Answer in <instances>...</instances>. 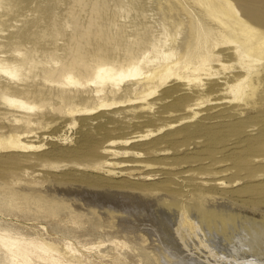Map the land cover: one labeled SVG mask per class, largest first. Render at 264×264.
<instances>
[{"label":"rangeland","instance_id":"obj_1","mask_svg":"<svg viewBox=\"0 0 264 264\" xmlns=\"http://www.w3.org/2000/svg\"><path fill=\"white\" fill-rule=\"evenodd\" d=\"M0 1V63L22 64L18 78L0 72V138L33 146L0 153V226L25 235L39 228L93 261L116 239L119 264L128 256L136 264H264V46L245 29L264 36V0H229L235 16L224 0ZM152 45L174 60L153 90L157 75L124 79L116 93L106 82L98 93L83 71L128 63ZM59 65L84 77L65 88L72 101L48 81L45 70ZM4 96L35 109L26 114ZM109 161L119 163L112 173ZM91 242L103 244L90 250Z\"/></svg>","mask_w":264,"mask_h":264},{"label":"bare ground","instance_id":"obj_2","mask_svg":"<svg viewBox=\"0 0 264 264\" xmlns=\"http://www.w3.org/2000/svg\"><path fill=\"white\" fill-rule=\"evenodd\" d=\"M4 1V0H3ZM8 1V0H7ZM226 2L227 5H229V9L232 10L233 14L235 11V8L233 6H230V1L229 0H224ZM4 4L2 1H0V4ZM6 4L9 5L8 2H5ZM7 5V6H8ZM11 5V4H10ZM6 6V7H7ZM1 8L3 7V5L0 6ZM4 8V7H3ZM3 10V9H2ZM10 11V10H9ZM8 11V12H9ZM5 12V11H4ZM6 13V12H5ZM3 13V14H5ZM5 16V15H4ZM7 16V15H6ZM235 16V14H234ZM0 17H1V13H0ZM3 17V16H2ZM1 19V18H0ZM13 20V19H12ZM238 20L240 21H244V19L242 17H238ZM74 26V25H73ZM245 29H248L249 32L256 38V40H258L259 45L264 46V36L260 33L259 29L257 28H250V27H245ZM3 32V31H2ZM171 36H169V34L166 37V41H170ZM207 39V38H206ZM76 42V41H75ZM3 49V48H2ZM2 52V51H1ZM1 54V53H0ZM170 53L169 52H165L163 50H161L160 48H156L155 45H152V47L150 49H147L146 51H144L140 56H138V58H136L135 60L130 59L128 63H121V64H115L114 62L112 63H97L93 66L88 65V64H84L83 66V71L85 70L86 72H88V75L90 76L91 81L95 82L97 85V89H95L96 92H103L104 89V84L110 83V89H109V93H116L118 89L119 84L124 80V79H131L133 81H135L134 83H141L145 80H149L151 78H153L154 76H158L159 80L156 81L155 83H151V85L149 86L148 90H153L154 87L156 86V84L158 85V83H163L165 82V80L169 77H171L172 73H171V64L173 63L174 60H172L169 57ZM71 58V57H70ZM262 57H258V59L256 60H260ZM20 59V58H19ZM33 60V59H32ZM74 60V58H73ZM72 61V60H71ZM96 61V60H95ZM32 62V61H31ZM103 62V61H102ZM47 63V62H46ZM62 63V61H61ZM73 63V62H72ZM53 64L54 61H53ZM75 64V63H74ZM22 65V64H21ZM21 65H12V64H8V63H0V72L6 74L7 76H10L11 78H18V67ZM28 65V64H27ZM32 65V63L30 64ZM72 65V64H71ZM68 66V65H67ZM30 68V67H29ZM147 69H151V71L148 73ZM27 71V69H25ZM195 70V69H194ZM193 70V71H194ZM46 73H48L49 75H51V78H48V81L53 80V82L57 83V86L60 88L61 93L59 94L60 98L62 101H72V99H74L76 97L75 94H70L69 91H67V89L65 90V88H67V86L70 85H81L84 84V82H82L83 80V75L79 72V75L81 77V80L79 81L78 79L75 78V73L72 70V66L71 68H65L63 65H59V67L53 69H48L45 70ZM21 72V71H20ZM28 72V71H27ZM26 73V72H25ZM47 75V74H44ZM174 76H178L179 79L183 78L182 74H178L175 73ZM26 78V77H25ZM182 80V79H181ZM84 81V80H83ZM50 83V82H49ZM51 84V83H50ZM95 85V86H96ZM106 85V84H105ZM76 87V86H75ZM2 89V88H1ZM124 90L128 93H133L137 91V88L132 87L131 85H128L124 88ZM49 92H51L49 90ZM94 92V91H93ZM97 93V94H98ZM50 94V93H49ZM47 96V95H46ZM89 97V96H88ZM4 100L6 102H8L10 105L14 106V108H17L18 110H21L22 112H26V114L33 112V110L35 109V105L33 104H27L24 101H22L21 99H16L14 97H10V96H4L3 97ZM30 103V102H29ZM9 105V106H10ZM102 105H105L102 103ZM8 106V107H9ZM11 107V106H10ZM228 113V112H227ZM143 115V114H142ZM12 118H14L12 116ZM28 118V117H27ZM16 119V121L18 120L16 117L14 118ZM13 119V121H14ZM221 119V118H220ZM235 119V118H234ZM37 120V119H35ZM238 120V119H237ZM19 121V120H18ZM17 121V122H18ZM28 121V120H27ZM239 121V120H238ZM15 122V121H14ZM16 123V122H15ZM214 123V122H213ZM218 123V122H217ZM250 123V122H248ZM225 125V123H223ZM245 126V125H244ZM243 126V127H244ZM224 127V126H223ZM217 130V129H216ZM226 130V129H225ZM238 131V130H237ZM204 132V131H203ZM220 132V130H219ZM202 134V133H201ZM204 134V133H203ZM232 134V133H231ZM238 134V133H237ZM241 133H239L240 135ZM174 135V134H173ZM235 135V132H234ZM204 136V135H203ZM208 136V135H207ZM226 136V135H225ZM230 136V135H229ZM167 137V136H166ZM259 137V136H258ZM252 138V137H251ZM175 139V137H174ZM238 139V138H237ZM210 140V138H209ZM208 140V141H209ZM164 141V140H163ZM173 141V140H172ZM233 141V140H232ZM242 140H234L232 143L235 144L233 146H236V144H238L239 142H241ZM248 141H250V143L253 141H251L250 139H248ZM116 142H118V140H112L111 144H115ZM207 142V141H205ZM210 142V141H209ZM162 143V142H161ZM186 144V143H185ZM200 144V143H199ZM207 144V143H206ZM210 144V143H209ZM214 144V143H213ZM172 146V145H170ZM198 146V145H197ZM196 146V147H197ZM208 146V144L206 145V147ZM216 146V145H213ZM233 146H231L232 148H234ZM164 147V146H163ZM195 147V148H196ZM204 147V145H203ZM205 147V148H206ZM231 147H229L231 149ZM184 148V147H183ZM186 148V147H185ZM217 148V147H216ZM30 149H33L32 145H25L22 142H20L19 140V136H15V137H11L8 140H3L0 138V153L1 152H7V151H17V152H29ZM191 149V148H190ZM110 151H116L113 149H109ZM186 150V149H185ZM185 150H183L184 152H186ZM120 151V150H119ZM124 151V150H123ZM137 151V150H136ZM197 152H199L198 150H195ZM122 152V151H120ZM119 152V153H120ZM180 152V151H179ZM217 153L219 151H216ZM227 152V151H226ZM140 153V152H139ZM138 153V155H139ZM177 153V152H176ZM188 153V152H187ZM194 153V151H193ZM200 153V152H199ZM198 153V154H199ZM221 153V151H220ZM167 154V153H166ZM225 154V153H224ZM202 155V154H201ZM137 156V155H136ZM238 157V155H237ZM23 158V157H22ZM21 158V161L23 160ZM222 158V157H221ZM12 159V158H11ZM10 159V160H11ZM199 159V158H198ZM249 159H251L249 157ZM254 159V158H253ZM19 160V159H16ZM14 160V162L16 161ZM172 160V159H171ZM200 160V159H199ZM218 160V159H217ZM216 160V161H217ZM173 162H175L176 160H172ZM183 161V160H182ZM181 161V162H182ZM198 161V160H197ZM211 161V160H210ZM225 161V160H224ZM6 162V161H5ZM18 162V161H17ZM15 162V163H17ZM170 162V161H169ZM186 162V161H185ZM191 162V161H190ZM12 163V162H10ZM82 163V162H81ZM126 163V162H125ZM130 163V162H128ZM168 163V162H167ZM200 163V162H199ZM206 163V162H204ZM203 163V164H204ZM18 164V163H17ZM201 164V163H200ZM211 166L210 163H206L207 166L209 165ZM28 165V164H27ZM90 165V164H89ZM97 167V164H91L92 166ZM141 165V164H140ZM151 165V164H150ZM223 164H221L222 166ZM82 166V165H80ZM109 166L107 169L108 173H112L113 170L111 169V166H119V163L116 161H109ZM144 166H147L146 164ZM149 166V165H148ZM219 166V165H218ZM188 167V166H187ZM224 167V166H223ZM223 167H222V171H223ZM95 168V167H92ZM211 168V167H210ZM209 168V170H210ZM24 169V168H23ZM221 169V168H220ZM164 170V169H163ZM168 170V169H167ZM185 170V169H184ZM191 170V168H190ZM172 171V170H171ZM175 171V170H174ZM229 172V171H228ZM34 173V172H33ZM164 173V172H163ZM162 174V173H161ZM218 174V173H217ZM227 174V173H225ZM35 175V174H33ZM168 175V174H167ZM166 175V176H167ZM186 176V175H185ZM184 176V177H185ZM190 176V175H189ZM192 176V175H191ZM164 177V176H163ZM170 179L172 177L168 176ZM168 178V179H169ZM152 179V178H151ZM165 179L167 180V178L165 177ZM191 179V178H190ZM175 181V180H174ZM184 181V180H183ZM188 181V180H187ZM168 182V181H166ZM165 182V183H166ZM196 182V181H195ZM169 183V182H168ZM182 184V183H181ZM167 185V183H166ZM209 186V185H207ZM198 187V186H197ZM172 189V188H171ZM185 189V188H183ZM188 189V188H187ZM195 189V188H194ZM190 191V190H189ZM14 194V193H13ZM26 194V193H25ZM201 195V194H200ZM237 195V194H236ZM240 195V193H239ZM22 196V195H20ZM27 196V195H26ZM25 196V197H26ZM218 196V195H217ZM234 196V195H233ZM220 196H218L219 198ZM237 197V196H236ZM242 197V196H241ZM30 198V197H29ZM201 198V197H200ZM199 198V199H200ZM205 198V197H204ZM203 198V199H204ZM207 198V197H206ZM240 198V197H239ZM27 199V198H26ZM211 199V198H210ZM208 199V201L210 200ZM220 199V198H219ZM24 200V199H23ZM194 200V199H193ZM196 200V199H195ZM201 200V199H200ZM215 200V199H214ZM222 200V199H221ZM239 200V199H238ZM241 200V198H240ZM239 200V201H240ZM244 200V199H243ZM1 201V200H0ZM10 201V200H9ZM14 201V200H13ZM19 201V200H18ZM17 201V202H18ZM28 201V200H27ZM207 201V203H209ZM217 201V200H216ZM5 202V201H4ZM8 202V201H7ZM6 202V204H8ZM15 202V201H14ZM13 204L16 206L17 202ZM20 202V201H19ZM194 202V201H193ZM201 202V201H200ZM198 202V203H200ZM219 202V200H218ZM242 202V201H241ZM247 202V201H246ZM204 203V202H203ZM211 204V202H210ZM244 204V203H243ZM12 205V202L11 204ZM203 205V204H202ZM201 205V207H202ZM193 208V205H191ZM43 208V207H42ZM200 207L198 206V209ZM50 209V208H49ZM197 209V210H198ZM201 209V208H200ZM199 209V210H200ZM203 209V208H202ZM43 210V209H42ZM45 210V209H44ZM47 210V209H46ZM209 210V212H211V208L207 209ZM211 210V211H210ZM215 210V209H213ZM41 211V208H40ZM183 210H181L182 212ZM193 211V210H192ZM203 210H200L199 212H202ZM52 212V211H50ZM215 212V211H214ZM217 212V210H216ZM215 212V213H216ZM54 213V212H52ZM195 213V212H193ZM204 213V212H203ZM206 213V212H205ZM213 213V211H212ZM213 213V214H215ZM183 214V213H182ZM192 214V212H191ZM190 214V216H192ZM193 214V215H197ZM229 214V212H228ZM55 215V214H54ZM170 215V214H169ZM188 215V214H187ZM186 215V216H187ZM203 215V214H202ZM217 215V214H216ZM232 215V214H231ZM200 216V215H199ZM230 216V214H229ZM227 216L225 220H228L227 218L230 217ZM233 216V215H232ZM205 218L208 217L207 221L213 223L215 225V222L221 224L222 221H213V216H204ZM189 218V217H188ZM72 219V218H71ZM190 219V218H189ZM195 219V218H193ZM175 220V219H174ZM180 220V219H179ZM182 220V219H181ZM186 220V219H184ZM188 220V219H187ZM192 220V219H190ZM197 220V218H196ZM204 220V218H203ZM206 220V219H205ZM220 220V219H218ZM236 220V219H235ZM189 221V220H188ZM187 221V222H188ZM201 221V219H200ZM199 222V221H198ZM205 221H201V223H204ZM229 222V221H228ZM240 222V221H239ZM242 222V221H241ZM232 224V222H230ZM234 223V222H233ZM236 223V222H235ZM187 224H191V223H187ZM186 224V225H187ZM193 224V223H192ZM196 224V223H194ZM223 224V223H222ZM226 224V222L224 223ZM229 224V223H227ZM226 224V226H227ZM204 224H202L203 226ZM206 225V224H205ZM212 225V224H211ZM237 225L239 226V224L237 223ZM236 225V228H237ZM242 225V224H241ZM240 225V226H241ZM193 226V225H192ZM210 226V225H208ZM219 226L218 224L216 225V227ZM188 227V225H187ZM191 227V225H190ZM222 227V226H221ZM229 225L227 226L226 230H228ZM234 227V225H233ZM243 227V226H241ZM25 228V227H24ZM211 228V227H210ZM214 228V227H213ZM240 228V227H239ZM238 228V230H239ZM28 229V228H27ZM39 228H33V231L28 233V235H25L24 233L17 231V229L13 230L11 228H5L4 226H0V250L3 251L4 256L0 257L3 259L2 264H119V257H118V249L121 246L119 240L113 239L111 240L113 242V244L116 246V248L111 249V250H106L105 252H99L98 253V257L99 260L98 261H93L91 260V258H89L86 254H84L83 252H80L79 249L75 248L72 246V242L70 241H64L61 238L58 237H50L45 235V232L40 231ZM234 229V228H233ZM243 229V228H242ZM245 229V228H244ZM24 230V229H23ZM209 230V227L208 229ZM212 230V229H211ZM215 230V229H214ZM219 230V232L221 231L219 228L217 229ZM235 230V229H234ZM80 232V231H79ZM215 232V231H214ZM234 231H232L233 233ZM237 232V231H236ZM218 233V232H217ZM224 233V232H223ZM231 233V235H232ZM225 234V233H224ZM230 234V233H229ZM229 234L227 233V236H229ZM220 235V233H219ZM75 236V235H74ZM77 237V236H76ZM225 238V236H222ZM240 237V236H239ZM228 238V237H226ZM236 238V237H235ZM229 239V238H228ZM232 239V238H231ZM238 239V238H237ZM242 239V238H241ZM91 240V239H90ZM234 240V239H233ZM246 240V239H245ZM80 241V240H79ZM98 242V241H97ZM96 242V243H97ZM236 242V241H235ZM102 242H99L97 244H94V242H91V246H90V250H98L97 247L102 246ZM235 244V243H234ZM86 245V244H85ZM84 245V246H85ZM253 245V244H252ZM249 247V246H248ZM121 249V248H120ZM100 251V249H99ZM235 251V250H234ZM246 251V250H245ZM249 251V250H248ZM126 252V251H125ZM144 252V251H143ZM247 252V251H246ZM255 254V253H254ZM125 255V253H124ZM128 255V254H127ZM238 255V254H236ZM252 255V254H250ZM239 256V255H238ZM121 257V256H120ZM214 257V256H213ZM242 257V256H241ZM240 257V259H241ZM126 258V257H125ZM226 258V257H225ZM228 258V257H227ZM243 258V257H242ZM253 260L258 259V257L256 258L255 255L253 256ZM138 259V258H136ZM136 259L133 258V256H128L126 258V260L129 262V264H136ZM236 259V258H235ZM239 259V258H238ZM251 259V258H250ZM121 260V258H120ZM125 260V259H124ZM139 260V259H138ZM213 260V259H212ZM248 260V259H246ZM215 261V260H214ZM257 261V260H256ZM121 262V261H120ZM134 262V263H133ZM210 262V261H209ZM238 262V261H237ZM242 262V261H241ZM249 262V261H248ZM223 263V262H222ZM247 263V262H246ZM127 264V263H126ZM176 264V263H175ZM249 264V263H248ZM256 264V263H255Z\"/></svg>","mask_w":264,"mask_h":264}]
</instances>
